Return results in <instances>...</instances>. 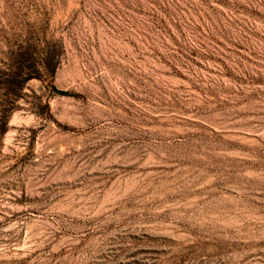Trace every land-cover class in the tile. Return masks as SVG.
<instances>
[{
	"label": "rangeland",
	"instance_id": "1",
	"mask_svg": "<svg viewBox=\"0 0 264 264\" xmlns=\"http://www.w3.org/2000/svg\"><path fill=\"white\" fill-rule=\"evenodd\" d=\"M0 264H264V0H0Z\"/></svg>",
	"mask_w": 264,
	"mask_h": 264
}]
</instances>
